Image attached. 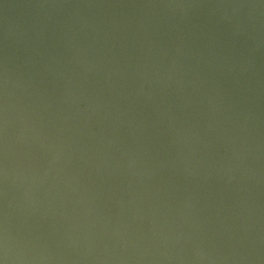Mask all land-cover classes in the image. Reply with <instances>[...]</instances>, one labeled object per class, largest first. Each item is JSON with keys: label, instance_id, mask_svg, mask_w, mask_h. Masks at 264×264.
<instances>
[{"label": "water", "instance_id": "95a60500", "mask_svg": "<svg viewBox=\"0 0 264 264\" xmlns=\"http://www.w3.org/2000/svg\"><path fill=\"white\" fill-rule=\"evenodd\" d=\"M0 264H264V0H0Z\"/></svg>", "mask_w": 264, "mask_h": 264}]
</instances>
